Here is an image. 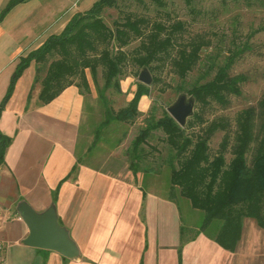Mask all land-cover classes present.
Returning <instances> with one entry per match:
<instances>
[{"label":"crops","instance_id":"0c3cea01","mask_svg":"<svg viewBox=\"0 0 264 264\" xmlns=\"http://www.w3.org/2000/svg\"><path fill=\"white\" fill-rule=\"evenodd\" d=\"M9 0H0V14ZM97 0H25L0 18V101L19 57L59 34L75 13ZM32 61L18 78L0 114V131L11 137L0 166V243L6 264H264V229L242 222L229 251L200 232L181 241L178 205L167 189L143 188L126 167L85 156L89 133L85 96L67 86L46 104L31 90ZM53 209L75 245L71 258L23 241L29 229L18 213Z\"/></svg>","mask_w":264,"mask_h":264},{"label":"rangeland","instance_id":"374dc122","mask_svg":"<svg viewBox=\"0 0 264 264\" xmlns=\"http://www.w3.org/2000/svg\"><path fill=\"white\" fill-rule=\"evenodd\" d=\"M162 5H157L152 0H117L116 5L105 8L101 12L104 23L113 27L114 21H123L128 16L132 19L141 18V37L132 39L120 51L114 44L106 48L111 53H121L123 61L118 75L120 91L113 87L104 92L107 105L114 111L126 106L133 97L138 84L144 86L146 95L139 99V113L131 123L111 121L98 126L105 119L104 104L99 98V90L103 87L105 67L96 57L95 77L89 68H85L69 78L85 96V109L89 126L86 136L87 150L85 156L98 157L97 161L107 163L114 169H129L130 157L128 150L139 131L146 127L152 118H159L179 96L193 99V114L187 118L192 120L194 113L200 120H194L186 132L198 134L212 123L220 122L224 129L217 130L209 140V155L212 158L219 151V145L225 135H228L229 147L234 143L236 120L243 109L257 103L264 93V0L255 5L246 6L242 0H162ZM82 13V12H80ZM76 14V13H75ZM74 14V15H75ZM155 26L163 29L155 38ZM172 29L171 39L165 44L163 50L156 48L155 54L147 64H142L147 53L162 42ZM244 43L250 45V50L243 53L231 68V74L243 73L247 80L241 85L239 96H230L228 103L222 105L210 101L207 105L197 103L192 95L187 93L194 83L204 82L213 76V72L205 75V71L212 64H219L229 53V49L241 47ZM104 47H99V50ZM196 53V59L184 79L178 73V64L182 57ZM48 57L41 66L40 77L53 59ZM92 59V58H91ZM144 59V60H145ZM96 61V62H95ZM146 72L149 83L140 81V76ZM40 89V84L35 85V90ZM186 120V121H187ZM259 118L255 120L257 131ZM256 142L251 144L247 152V163L250 164ZM144 156L137 160L139 171L136 181L143 188L153 186L160 190L167 189L169 198L178 205L181 227L184 238L195 236L198 226L203 218V212L194 208L190 201L180 194L178 187L170 191V173L172 168H178L182 157L176 155L175 149L165 141L161 129L151 130L146 138V144L140 145ZM232 155L225 154L226 162ZM131 171V170H130ZM132 172V171H131ZM219 222L212 224L208 234H213Z\"/></svg>","mask_w":264,"mask_h":264},{"label":"trees","instance_id":"16d2710c","mask_svg":"<svg viewBox=\"0 0 264 264\" xmlns=\"http://www.w3.org/2000/svg\"><path fill=\"white\" fill-rule=\"evenodd\" d=\"M22 1L25 0H9L0 18L12 6ZM116 1L97 0L86 11L73 15L59 34L49 35L38 48L19 57L6 92L0 101V114L11 97L18 78L30 62L34 61L36 65L31 90L39 83L38 100L46 104L67 86L74 85L69 78L75 76L78 70L82 72L83 69L89 68L94 78L96 66L92 61L98 59L97 61L105 67L104 84L99 90V98L105 108V119L98 128L111 121L131 123L139 113V99L146 95V90L143 85L138 84L129 103L117 111L107 105L104 92L110 87L117 92L120 91L117 77L121 71L123 57L120 52L119 54L111 53L106 46L114 44L117 51H120L132 39L141 37L140 24L143 20L128 16L123 21H114L112 28L106 25L100 14L103 9L114 7ZM152 1L157 5L163 4L162 0ZM184 1L190 4V0ZM261 1L242 0L246 6L255 5ZM155 28V33L151 34L153 38L163 29L160 26ZM168 34L162 42L147 53L148 56L142 59V64L149 62L157 47L159 50L165 48V44L171 39L172 29ZM102 46L104 49L98 51ZM250 48L248 43H244L241 47L229 49V53L221 63L212 64L205 71V75L213 72V76L204 82L194 83L187 89V93L201 105H207L210 101L225 105L230 96H239L241 85L247 77L243 73L231 74V68ZM97 52L99 56L95 59L93 56ZM48 57L57 58L50 61L45 75L40 77L42 68L39 64ZM195 59L196 53L182 57V61L178 64V73L182 79L191 69ZM256 118H259V124L255 132ZM196 119L200 120V117L194 113L192 120H187L184 126H180L166 112L157 119L152 118L131 143V148L128 150L129 169L133 174L138 173L140 169L136 162L144 156L140 145L146 144V138L151 130L161 129L166 143L175 149L177 156L182 157L179 167L171 169L170 191L173 187H178L181 196L188 199L194 208L203 212V218L195 236L204 232L223 248L233 251L240 238L244 218H254L264 229V93L257 103V108L250 106L240 111L236 120L234 143L229 147L228 135H225L219 145L218 153L212 158L208 151L209 140L217 130L224 129L225 125L212 122L205 131L189 135L186 130ZM253 142H256V146L251 162L248 164L247 152ZM10 143L11 137L0 131V166L4 163V153ZM228 151L232 157L226 162L225 154ZM169 199L173 201L172 197ZM216 222H219V225L215 232L212 235L208 234L207 229ZM182 228L180 227L181 241L194 238V236L184 238Z\"/></svg>","mask_w":264,"mask_h":264},{"label":"water","instance_id":"95a60500","mask_svg":"<svg viewBox=\"0 0 264 264\" xmlns=\"http://www.w3.org/2000/svg\"><path fill=\"white\" fill-rule=\"evenodd\" d=\"M139 79L147 84L150 81L146 72H143ZM193 106V99L181 95L167 108V112L178 125L184 126L187 118L193 114ZM17 210L29 229V234L23 241L26 245L54 250L68 258L77 254L75 245L68 237L67 231L59 226L52 208L44 213H36L28 205L21 204Z\"/></svg>","mask_w":264,"mask_h":264},{"label":"built area","instance_id":"2783aa9c","mask_svg":"<svg viewBox=\"0 0 264 264\" xmlns=\"http://www.w3.org/2000/svg\"><path fill=\"white\" fill-rule=\"evenodd\" d=\"M2 215V209L0 207V216ZM0 264H6L3 245L0 243Z\"/></svg>","mask_w":264,"mask_h":264}]
</instances>
